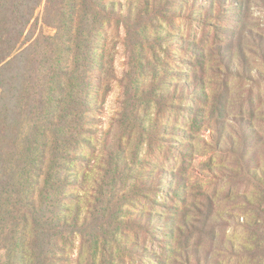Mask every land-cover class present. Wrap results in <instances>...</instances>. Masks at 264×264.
<instances>
[{
	"label": "trees",
	"instance_id": "1",
	"mask_svg": "<svg viewBox=\"0 0 264 264\" xmlns=\"http://www.w3.org/2000/svg\"><path fill=\"white\" fill-rule=\"evenodd\" d=\"M256 3L0 0V264H117L111 257L98 260L100 252L114 257L122 249L109 245L119 233L117 216H138L142 223L150 193L171 191L161 189L163 181L188 188V179L166 167L168 158H155L156 172H132L126 147L99 138L105 40L120 29L133 66L128 74L143 79L126 91L146 97L144 109L152 101L181 100L182 123H174L173 132L166 123H152L149 134L179 143L175 150L183 159L206 158V174L197 175L219 178L221 170L228 186L225 212L232 221L242 219L227 238L225 262L211 264H264V32L248 22ZM229 15H236L237 29L210 21ZM39 21L54 32L37 33ZM199 31L208 38H198ZM204 131L212 143L202 138ZM77 237L81 245L73 256ZM175 256L182 264L203 261L198 248Z\"/></svg>",
	"mask_w": 264,
	"mask_h": 264
},
{
	"label": "rangeland",
	"instance_id": "2",
	"mask_svg": "<svg viewBox=\"0 0 264 264\" xmlns=\"http://www.w3.org/2000/svg\"><path fill=\"white\" fill-rule=\"evenodd\" d=\"M255 1L257 5L253 4L249 7L248 22L254 30L264 32V0ZM227 8H231L232 11L228 10V12H233V15L236 13V9L233 7ZM223 9H226V7L224 6ZM236 15L222 21H219L218 18L210 19V21L213 24H225L228 27L231 26V28L237 29L239 24L235 21ZM41 29L46 32H54L50 28L42 27V23L39 21L35 31L38 33ZM209 29L213 30L212 27ZM212 33L214 34V32ZM197 37L208 38L202 31L198 32ZM122 38V29H120L119 31H111L105 40V62L107 63H105V70L99 74L101 79L99 82L101 86L100 110L99 113H96V116L101 120L98 125L101 130L99 138L102 141L110 142L112 145L120 143L126 147L127 162L132 172H142L144 169L148 170L143 171L147 175L153 169L156 172L153 164L155 158L160 156L164 159L168 158L166 160L167 166H165L169 170H173V174L178 178L183 176L188 179L189 185L186 189L176 181L170 183L167 180L163 181L164 185H161V189H168L167 186H171L169 188L171 191L162 190L165 193L162 191L157 194L150 193L151 199L146 204L147 215L141 221L142 223H138V216L118 215L116 226L119 227V233L117 236L113 233L116 239L111 237L109 245H113L114 248L119 246L122 249L114 254V257L110 253L102 255L100 252L98 260L104 262L103 258L108 259L111 257L117 264H131V258L133 264H161L159 260H162L163 264H182L175 254L177 250L184 251L189 247L191 249L198 248L203 259L202 264H211L217 262L218 259L224 263L226 259L223 249L227 238L232 233L233 224H235V228L241 229L238 223H241L242 219L232 221L225 212L227 205L225 196L228 192V186L222 182V171H216L219 178L212 177L208 179L201 176L205 173L204 166L201 163L206 158L199 157L197 160H192L187 157L183 159L175 150V146L179 143L170 139L167 143H164L160 139H154L153 135L149 134L148 130L151 129L152 123L159 125L166 123L170 132H173L174 123H182L183 116L180 122L178 121V114L182 112V109L180 110L177 107L181 100L175 98L171 101H162L159 104L152 101V107L144 109L142 103L144 102L146 105L148 99L143 96L135 98V92L132 89L129 92L126 91L131 86L134 88L141 86L143 79L139 73L136 77L128 74L133 66L129 62L127 53H125L121 42ZM199 46L201 52L206 50L205 45ZM159 56L161 58L166 57L162 52H159ZM148 72L151 74L150 80L153 74L150 69ZM207 74L210 77L212 76L210 72ZM187 79L190 83L193 82L191 78ZM172 80L174 83L181 82V79H175L174 77ZM214 86L216 88L217 85L214 83ZM185 103L190 106L193 105V101L190 100H186ZM91 114L95 115V113ZM160 134L165 135V133L159 132L158 135ZM202 138L212 143L209 138V131H204ZM179 140L183 141V139ZM149 141H152L153 151L152 148H149ZM163 145L165 155L160 151ZM175 155L178 156L177 160L174 158ZM183 162L187 164H183ZM198 171L201 175H197ZM140 178L138 181L141 185ZM134 180L130 182L132 183ZM233 186V183H231V188ZM119 187H122V183H119ZM119 194L122 195L123 191ZM183 197H187L189 205L182 202ZM122 202L125 208L135 210V208L129 207L124 199ZM183 205H187L186 208H181ZM211 205L216 211L209 212ZM181 209L182 211L179 212ZM220 213H222L221 217ZM122 219L123 222H121ZM184 222H187V225H184ZM80 245V238H73V245L71 246V249L74 250H71L73 256L78 255ZM88 245L89 243L86 244V252L91 255L94 249H90ZM137 246L149 248V253L152 255L145 257L143 250L137 248ZM139 249L141 251L133 254L134 250ZM128 250H133L132 254Z\"/></svg>",
	"mask_w": 264,
	"mask_h": 264
}]
</instances>
